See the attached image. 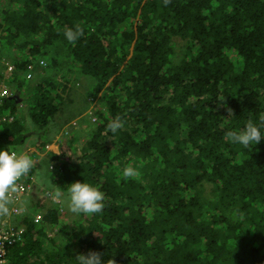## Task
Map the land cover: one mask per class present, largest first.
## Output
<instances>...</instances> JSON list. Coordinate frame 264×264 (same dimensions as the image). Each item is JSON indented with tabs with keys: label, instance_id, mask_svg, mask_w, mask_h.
I'll return each mask as SVG.
<instances>
[{
	"label": "trees",
	"instance_id": "trees-1",
	"mask_svg": "<svg viewBox=\"0 0 264 264\" xmlns=\"http://www.w3.org/2000/svg\"><path fill=\"white\" fill-rule=\"evenodd\" d=\"M74 25L83 35L70 43ZM8 64L7 114L27 99L39 129L62 107L75 118L64 102L80 96L76 67L94 79L80 155L52 180L92 183L104 208L67 216L58 191H41L49 202L18 217L25 230L2 264H74L90 251L114 264H264V138H225L264 116V0H0V79ZM31 133L18 117L0 124V147Z\"/></svg>",
	"mask_w": 264,
	"mask_h": 264
},
{
	"label": "clouds",
	"instance_id": "clouds-1",
	"mask_svg": "<svg viewBox=\"0 0 264 264\" xmlns=\"http://www.w3.org/2000/svg\"><path fill=\"white\" fill-rule=\"evenodd\" d=\"M82 35H83V31L79 25H74L73 27L66 28L64 30V36L66 40L70 43L77 41L78 39H80ZM2 62H4V59H2ZM39 62L42 65L41 59L39 60ZM13 69L14 66L12 64H8L6 69L3 70L2 78L0 79V117L5 118L4 120L0 121V124L11 123L16 119L12 114L8 115L2 112L4 108H7L6 106L8 101L7 99L16 95L14 92H12V89L9 87V83H8L9 72L12 71ZM84 76L91 77L89 73L82 72L79 70V67H76V71L73 72V74L70 77L72 93H79L80 86L82 84H88L91 82L90 79H86ZM72 78H74L75 81L74 83H71ZM21 102L22 100L19 101L18 105H21ZM230 113L231 110L229 109V114ZM88 114H90V111L88 112ZM93 119L94 118H91V121H93ZM67 126H76V122L70 121L67 123ZM107 127L111 132L115 133L117 132L118 129L123 127V121H121L119 118H116L115 120L109 122ZM82 128H85V126L76 129L77 132L76 139L80 137ZM262 129H264V116L259 117V123L254 122L252 119H249L244 123L242 127L236 130H228L225 133V138L232 144H238L246 148L251 144L257 145L261 141V139L264 138V132H262ZM64 133L68 134L69 132L65 131ZM86 133H85V137H86ZM73 140H75L74 136H69L68 139L69 144ZM84 140L82 144L84 143ZM39 143L40 142H38L37 145H35V147H26L29 144L26 145L24 152H18L19 149L12 150L7 147H0V212H7V205L11 203V200L9 198V193L11 191H17L16 192L17 195L24 193V198L25 197L27 198L28 196L33 195V191H35L36 187L38 188L40 187V186H35L34 182L28 183L25 180V178L29 176L34 181V177H35L34 170L39 162V157L37 155H40V153L43 150L39 146L40 145ZM54 145H58L60 147L61 144L57 143V144H53V146ZM48 146L51 145L48 142H45L44 149L51 154V163L49 165V168L52 171H55L58 167V164L62 162L61 160L64 158L65 155H61L56 151L49 152L48 149H46L48 148ZM26 150H29L30 156L26 154L27 152ZM52 154H54V156ZM122 175L125 178H131L137 175V171L131 166H126L122 169ZM53 181L54 180H52V182ZM55 185L57 186L56 183ZM64 190H66V194H65L66 206L71 213L74 214L83 213L87 215H92V214H99L102 212L104 208V203H103L104 193L92 183L87 182L86 180L83 181L77 180L75 182L67 184V188ZM39 191H51V190L49 189L44 190L39 188ZM55 191H61V189L58 188L57 186V189ZM18 199L19 198H17V201H15L16 202L15 206L21 208V210H24L26 204H30L31 202V200H28V203L27 201H21L20 203H18ZM35 219L38 220L40 219V217L36 215ZM16 223L17 222L11 223L9 221L4 226H8V225L15 226ZM74 264H114V261L111 258L102 259L99 254L90 251L87 255L85 254L75 255Z\"/></svg>",
	"mask_w": 264,
	"mask_h": 264
},
{
	"label": "rangeland",
	"instance_id": "rangeland-1",
	"mask_svg": "<svg viewBox=\"0 0 264 264\" xmlns=\"http://www.w3.org/2000/svg\"><path fill=\"white\" fill-rule=\"evenodd\" d=\"M3 54H5L7 56L6 53L3 52ZM86 79H90L91 82L88 84H82L80 86V90H79V97H76V101H71V102H67L65 101L64 105L72 112L75 113V118L70 119L69 117H71L73 115V113H69L66 117L63 116L65 114L64 112V107H62V112H61V116L59 114V112L55 115L53 121L47 125V127H45L44 129H39V126L37 124H35L34 122L31 121L30 116L28 115V110L26 108V103H27V99H22L21 105H18V109L16 112L12 113V115L15 118H20V120L22 121V123H24V127L25 130L32 132L31 135L28 137V139L22 143H20L19 145H17V149H19L18 152H24L25 151V146L26 147H35V145H37L38 142H48L51 146H48V151L49 152H53L56 151L57 153L61 154V155H68L69 157H77L80 155V151L79 148L81 147V144L83 142V140L85 139V133L86 130L85 128H82V131L80 133V137L78 139L77 138V132L76 129L82 126L87 127L88 124H90L91 120L89 119V114L86 113L87 110V105L88 102L85 100L87 94H89L90 88H91V83L94 82L92 77L89 76H84ZM74 78L71 79V83H74ZM67 102V103H66ZM60 111V110H59ZM3 113H9V107L4 108L2 110ZM89 112V110H88ZM70 121H75L76 122V126H67V123ZM65 131H68L69 133H64ZM69 136H75V140L74 141V145L77 146L78 148L75 149L74 151L70 148L69 145ZM60 143V147L58 145H54L53 144H57ZM64 147L62 148L61 146ZM66 145V146H65ZM39 157V162L36 165V168L34 170V184L35 186H40V189H49L51 191H55L57 189V186L55 185L54 182H52V170L49 168V165L51 163V154L48 153L45 149L42 150V152L40 153V155H37ZM39 188L36 187L35 191H33V195L29 196L30 198H26V200H33V201H40L41 203H47L49 202V199H44L42 198L43 194L41 191H39ZM60 194L62 195V199H59L58 202H60V206H61V210H63L64 208H67L66 206V202H65V194H66V190H61L58 191ZM15 200H11L10 204H15ZM9 204V205H10ZM26 204V207L27 208ZM65 210V209H64ZM38 216L42 217L41 212H38ZM67 216H69V214H73L74 216H78L77 214L71 213L69 210L66 211ZM15 216L20 217V214H17ZM13 217V216H12ZM18 217H14L12 219H10L11 223L15 222H19L18 221ZM65 218L63 217L62 221H64ZM64 226L63 223L60 224H56L54 227H51L50 229H48L47 231L49 232V234H54V233H59V228Z\"/></svg>",
	"mask_w": 264,
	"mask_h": 264
},
{
	"label": "built area",
	"instance_id": "built-area-1",
	"mask_svg": "<svg viewBox=\"0 0 264 264\" xmlns=\"http://www.w3.org/2000/svg\"><path fill=\"white\" fill-rule=\"evenodd\" d=\"M4 119V117H0V121ZM9 197L17 201L16 196H11V194H9ZM11 211L10 212L12 214H15L21 213L24 210H21V208L15 206L11 208ZM23 230H25V226L23 224H16L15 226H0V264L6 261L7 258L5 257V255L7 248L20 238V234L23 232Z\"/></svg>",
	"mask_w": 264,
	"mask_h": 264
},
{
	"label": "crops",
	"instance_id": "crops-1",
	"mask_svg": "<svg viewBox=\"0 0 264 264\" xmlns=\"http://www.w3.org/2000/svg\"><path fill=\"white\" fill-rule=\"evenodd\" d=\"M17 191H11L9 194H11V196H16L18 199V203H20L21 201H27L28 203V200H26L24 198V193L20 194V195H17L16 193ZM25 192V191H24ZM53 194V193H52ZM55 195V194H54ZM29 197V196H28ZM27 197V198H28ZM10 198V197H9ZM44 199H47V198H44ZM10 200H14L13 198H10ZM32 200L30 202V204L27 205V208L24 209V211H22L21 213H15V214H12L11 212V208L15 207V204H10V205H7V212H0V226H4L6 223H8L10 221V219L14 218V217H18V216H15L17 214H20V215H23L24 213H26L30 208V205H32ZM11 211V212H10ZM13 216V217H12Z\"/></svg>",
	"mask_w": 264,
	"mask_h": 264
},
{
	"label": "flooded vegetation",
	"instance_id": "flooded-vegetation-1",
	"mask_svg": "<svg viewBox=\"0 0 264 264\" xmlns=\"http://www.w3.org/2000/svg\"><path fill=\"white\" fill-rule=\"evenodd\" d=\"M49 196H50L52 199H57V200L62 199V195L55 196V195H53V194H50ZM42 197L44 198V197H46V196L43 194Z\"/></svg>",
	"mask_w": 264,
	"mask_h": 264
}]
</instances>
